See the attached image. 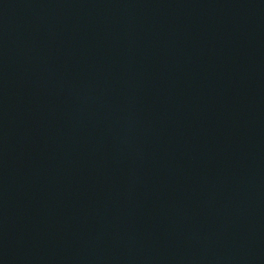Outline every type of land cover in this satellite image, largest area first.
<instances>
[{
    "label": "water",
    "instance_id": "1",
    "mask_svg": "<svg viewBox=\"0 0 264 264\" xmlns=\"http://www.w3.org/2000/svg\"><path fill=\"white\" fill-rule=\"evenodd\" d=\"M0 264H264V0H0Z\"/></svg>",
    "mask_w": 264,
    "mask_h": 264
}]
</instances>
